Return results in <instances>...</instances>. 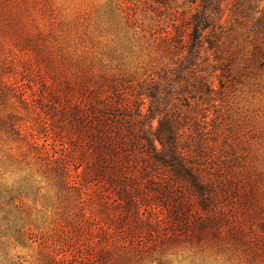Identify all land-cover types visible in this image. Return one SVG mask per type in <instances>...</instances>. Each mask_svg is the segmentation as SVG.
<instances>
[{
    "label": "trees",
    "instance_id": "obj_1",
    "mask_svg": "<svg viewBox=\"0 0 264 264\" xmlns=\"http://www.w3.org/2000/svg\"><path fill=\"white\" fill-rule=\"evenodd\" d=\"M221 12V0L199 1L186 24L188 39L181 28L177 30L181 49L185 43L188 48L175 68L163 66L156 75L135 81L127 74L96 75L85 66L74 86L64 82L47 95L18 94V102L32 107L36 115L35 129L29 128L34 134L24 133L13 112L0 117V131L41 162L43 172L54 178L71 203V211L50 223L42 242L48 251L43 264H72L75 252L83 248L94 252L100 264L145 259L165 264L162 256L168 249L220 239L226 228L232 240L246 245L227 204L239 192H245L249 206L255 203L256 182L241 184L233 164L210 163L197 140L203 132L187 102L195 97L191 88H196L187 73L205 43L216 45L219 36L208 29ZM263 21L264 13L257 23ZM153 38L161 51H169L168 32ZM199 84L194 95L213 93L205 78ZM27 196L23 185L0 187L1 251L10 239L27 241L24 212L16 204ZM156 210L162 219L153 216ZM88 222L100 225L95 243L87 232ZM260 228L264 231V223ZM17 258L9 260L4 254L5 264H20Z\"/></svg>",
    "mask_w": 264,
    "mask_h": 264
},
{
    "label": "rangeland",
    "instance_id": "obj_2",
    "mask_svg": "<svg viewBox=\"0 0 264 264\" xmlns=\"http://www.w3.org/2000/svg\"><path fill=\"white\" fill-rule=\"evenodd\" d=\"M199 1L0 0V93L5 97L0 100V117L13 112L24 133L34 134L29 128L35 129L36 115L32 107L18 102V94L47 95L57 92L64 82L74 86L85 66H91L96 75L127 74L135 81L156 75L163 66L175 68L188 48L185 43L181 49L177 30L181 28L188 39L186 24ZM221 9L219 19L208 29L219 36L214 39L216 45L205 43L187 73L196 88L205 78L214 91L203 97L194 95L196 88H191L195 97L187 102L203 132L197 140L206 158L211 164H233L241 184L254 180L256 202L249 206L245 192H239L227 204L236 214L231 222L238 226L246 245L232 240L226 228L220 239L168 249L162 256L165 264H264L260 228L264 223V21L257 23L264 13V0H221ZM164 32L170 38L166 52L153 38ZM19 184L28 194L16 202L24 212L27 241L18 244L10 239L11 244L0 250V264H5L4 254L9 260L19 257L20 264H43L48 251L42 242L50 233V223L71 211V203L54 178L43 172L41 162L0 131V187ZM153 216L162 219L157 210ZM87 225L95 243L100 225ZM254 253L257 258L252 257ZM94 256L85 248L78 249L71 262L100 264Z\"/></svg>",
    "mask_w": 264,
    "mask_h": 264
}]
</instances>
